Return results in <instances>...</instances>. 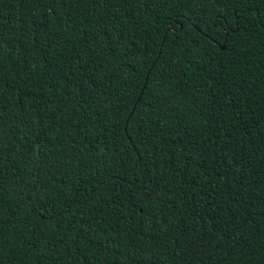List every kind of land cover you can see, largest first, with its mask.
Returning <instances> with one entry per match:
<instances>
[{
  "label": "trees",
  "instance_id": "trees-1",
  "mask_svg": "<svg viewBox=\"0 0 264 264\" xmlns=\"http://www.w3.org/2000/svg\"><path fill=\"white\" fill-rule=\"evenodd\" d=\"M0 201V264H264V0H0Z\"/></svg>",
  "mask_w": 264,
  "mask_h": 264
},
{
  "label": "snow or ice",
  "instance_id": "snow-or-ice-1",
  "mask_svg": "<svg viewBox=\"0 0 264 264\" xmlns=\"http://www.w3.org/2000/svg\"><path fill=\"white\" fill-rule=\"evenodd\" d=\"M247 2H248V0H241V3H245L246 4ZM175 26H177V25H173V27H175ZM237 26H238V21H237ZM230 27H232V25L225 24L223 22V19H221V31H227ZM207 38H208L209 41L214 42V41H212V37L211 36H208ZM125 119H130V117H126ZM133 184H135V181H133ZM0 204H2V201H0ZM64 211H65V213H67L68 209L66 208ZM47 212H48V208L44 207L43 210L38 211V215L42 217ZM2 244H3V236H2V234H0V246H2Z\"/></svg>",
  "mask_w": 264,
  "mask_h": 264
},
{
  "label": "water",
  "instance_id": "water-1",
  "mask_svg": "<svg viewBox=\"0 0 264 264\" xmlns=\"http://www.w3.org/2000/svg\"><path fill=\"white\" fill-rule=\"evenodd\" d=\"M221 49H222V50L225 49V45H224V44L221 46ZM145 82H146V80H145ZM144 87H145V84L143 85V88H142L141 93H140V95H139L138 98H140V96H141V94H142V91H143Z\"/></svg>",
  "mask_w": 264,
  "mask_h": 264
}]
</instances>
